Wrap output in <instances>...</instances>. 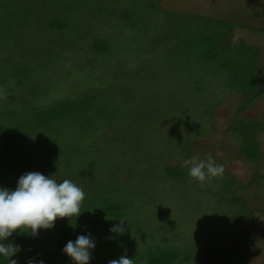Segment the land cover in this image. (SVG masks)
Instances as JSON below:
<instances>
[{
  "label": "rangeland",
  "instance_id": "rangeland-1",
  "mask_svg": "<svg viewBox=\"0 0 264 264\" xmlns=\"http://www.w3.org/2000/svg\"><path fill=\"white\" fill-rule=\"evenodd\" d=\"M210 20L231 24L222 43L256 48L264 80V0H0V116L13 112L14 120L62 100L86 104L79 121L34 131L33 153L49 149L56 158L60 150L62 157L51 159L53 178L70 174L84 197L93 194L96 212H80L88 227L112 199L125 206L119 220L115 212L96 220L89 264L109 255L107 244L120 255L168 247L192 264H203L211 247L218 264H242L233 244L241 227L250 235L243 264H264V131L254 159L228 131L240 117L264 125V93L236 115L246 98L232 66L202 53L211 48L204 38L213 31L216 40L220 31ZM96 105L110 108L107 124L86 150L91 142L74 138L92 133L78 123ZM192 156H211L222 171L203 181L190 177L182 161ZM32 159L27 170L18 167L48 175ZM166 167L187 175L169 178ZM61 219L42 233L46 251ZM116 223L122 233L109 232Z\"/></svg>",
  "mask_w": 264,
  "mask_h": 264
},
{
  "label": "trees",
  "instance_id": "trees-1",
  "mask_svg": "<svg viewBox=\"0 0 264 264\" xmlns=\"http://www.w3.org/2000/svg\"><path fill=\"white\" fill-rule=\"evenodd\" d=\"M210 23L212 24V29H220V31L215 35L217 37L216 40L211 41L213 31L204 38L206 48H211H207L206 51H203L202 53L205 54L204 56L208 58L209 61L218 63L222 67L232 66L236 82L239 85V92H241L243 97L246 98V103L237 110L236 115H239L238 113L244 110V108L256 97H259L264 93V80L259 77L255 65L257 61L256 48L243 46L240 43H236L233 46L222 43V38L226 35L225 33L229 32L231 24L220 20H210L209 24ZM58 28L61 29L62 26H58ZM231 52L235 53L233 54L235 58L232 54L230 56L227 55ZM248 60L249 62L247 63ZM78 102L62 100L50 105L47 108L27 110L24 113V116L18 115V117L14 120L11 116L13 112L5 111V114L0 116V186H5L10 189L13 188L16 180L11 177V172L14 171L17 174V177L20 174L27 172L26 168L27 166H32V158L34 156H36L37 160H40L38 161V164L41 171L44 173L47 172L48 175H52L54 168H56V164L54 165V161H51V159L57 160L61 158L62 156H60V150L58 153H55L56 158H52L50 156L49 149H46V151L39 155H35L33 153V148L36 146L33 142V140H35V136H33L32 133L36 130L47 128L51 124L63 122L69 117H73L74 119L77 118L79 121L82 112H85L88 106ZM109 109L110 108H104L96 105L94 114L92 116L84 117L82 123H78L82 129L88 127L92 132L75 135L76 137L74 139L76 140L81 139L83 142H91L89 147L86 148L84 146L86 150L92 148L93 139L95 137L96 139L101 138V133L103 131L102 126L107 124L106 121H104L107 118L105 113ZM240 119H238L239 124H233L228 131H231L232 134L240 138L242 141L241 151L244 152V155L248 159H254L258 154V144L256 142L257 133L259 131H264V125L254 120H244L241 117ZM18 164H21V168L26 170H22L18 167ZM183 171L185 170L181 168L178 169V167H166L164 173L167 177L174 178L183 174L187 175ZM60 176L62 177L60 180L65 178L70 180L68 176L71 175L69 174L68 176H64L61 174ZM81 176L82 175L78 177V181H80V183ZM92 198L93 194L82 198L80 202L81 211L91 208L94 212H96V203L92 201ZM111 201L112 205L110 208H106L107 211L102 210L101 212L99 210L101 213L98 212V219H96V216L91 217L92 227H88V225H86L87 218L82 217L80 214L81 211L77 216H75V218L72 216H69L68 218L62 217L61 222H64V226H62V228L56 232L54 237L51 239L49 251H46L47 246L43 247L44 241L41 238L45 229L38 228L35 236L29 235L27 232L19 231L17 229L12 230L11 234L4 238V242H12L13 244L19 245V251L13 253L9 259L14 258L17 261V264H25L26 259L30 258L37 260L36 257L45 252L47 254L45 255V259L43 261L44 264H73L70 258L61 252V247L67 240H74L77 234L87 233L91 236V233L94 231L93 229L94 224H96V220L104 219L103 214L112 215L115 212L117 213V216L114 215L113 219H121V217H119L121 216L120 212L125 206L120 204L119 200L112 199ZM68 223L73 225L70 226ZM242 228L243 227H241L240 231L233 236V244L240 248V259L243 264L247 258L250 235L248 231H244ZM123 237L124 236H121L117 239L124 241ZM112 240H115V238L111 237L110 242H112ZM107 249L109 251V255L105 257L97 255L96 264H106L107 260L116 259L120 256L118 252L117 254L112 252L111 245L107 244ZM136 251L138 250L135 247H130L128 250H125V252L122 250L124 253L121 255L131 257L133 264H192L189 256H181L179 252L168 247L148 248L141 253ZM217 256L218 251L210 247L207 252L201 256V261L203 264H218ZM0 264H7L6 258H0ZM86 264L89 263L86 262Z\"/></svg>",
  "mask_w": 264,
  "mask_h": 264
},
{
  "label": "clouds",
  "instance_id": "clouds-1",
  "mask_svg": "<svg viewBox=\"0 0 264 264\" xmlns=\"http://www.w3.org/2000/svg\"><path fill=\"white\" fill-rule=\"evenodd\" d=\"M182 165L187 166V173L203 181L207 175H215L222 171L223 165L213 162L212 157L198 159L196 156L185 158ZM84 197L82 188L65 178L57 181L52 175L39 171H27L20 174L13 188L0 186V258H6L7 264H17L9 259L19 251V245L4 242L12 230L27 232L35 236L37 229L53 226L55 218H75L79 214L80 202ZM69 224V223H68ZM72 226L73 224H69ZM109 232L122 233L124 229L119 223L109 226ZM95 240L87 233L77 234L74 240H67L61 247L73 264H86L90 259V250ZM25 264H44L42 260L26 259ZM106 264H133L132 258L124 255L109 259Z\"/></svg>",
  "mask_w": 264,
  "mask_h": 264
}]
</instances>
